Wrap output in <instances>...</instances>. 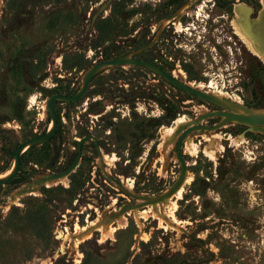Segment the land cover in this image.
Instances as JSON below:
<instances>
[{
	"label": "rangeland",
	"instance_id": "374dc122",
	"mask_svg": "<svg viewBox=\"0 0 264 264\" xmlns=\"http://www.w3.org/2000/svg\"><path fill=\"white\" fill-rule=\"evenodd\" d=\"M245 1L257 0H0V176L48 129L47 97L77 92L99 61L150 62L220 102L131 65L101 68L79 99L55 101L54 133L0 185V264H264V135L253 127L200 121L219 127L185 136L195 153L182 145L183 181L162 197L182 129L211 111L264 112V65L228 21ZM86 136L69 176L34 184Z\"/></svg>",
	"mask_w": 264,
	"mask_h": 264
},
{
	"label": "water",
	"instance_id": "95a60500",
	"mask_svg": "<svg viewBox=\"0 0 264 264\" xmlns=\"http://www.w3.org/2000/svg\"><path fill=\"white\" fill-rule=\"evenodd\" d=\"M120 65H131V66H138V67L148 69L149 71L155 73L158 77H160L161 79L166 81L172 87H174L180 91H183L184 93H186L188 95H191L193 97L207 101V102L212 103V104H217V105L220 104V102L218 100H216L213 96L208 95V94L204 93L203 91L196 89L195 87L188 86L187 84H185V83L177 80L176 78H174L171 74L165 73L159 67H157L156 65H154L150 62L140 60V59H135V58H126V57H118V58H114L111 60L99 61L97 63H94L86 71V73L84 74V76L82 78L81 86L77 92H75L74 94H71V95L52 94L46 99L45 109H46L48 118L50 120V124H51L50 129H47L42 134L34 135L32 137L24 139L18 145V147L15 149L13 156H12L13 165H12L11 171L6 177L0 179V185H5V184L9 183L12 179L15 178V176L18 173V169H19L20 156L25 149L32 147L34 145H38V144L46 141L54 133V131L56 129V117H55V113H54V109H53V103L55 101L73 103L74 101L79 99L84 94L90 79L93 77V75L97 71H99L101 68H104L107 66H120ZM211 117L221 118L222 120L220 121L219 125H222L224 123H229V122H236V123L241 124V125L253 127L254 129H256L257 131H259L260 133H262L264 135V129L262 128V127H264V112L263 113H256V114L242 115V114L234 113L233 111L227 109L225 111H211V112L205 113L204 115L199 116L190 124V126H188L185 129H182L181 133L179 134V136L176 139V142L174 145V155H175L176 160L179 163L180 171H179V175H178L176 181L168 189V191L164 195H162V197H166V196L174 193L175 190L180 186V184L183 181L184 174H185V164H184V160L182 158L183 139L185 138V136L187 134H189L195 130L212 131V130L217 129L219 127V125L206 127V126L199 123L200 121L207 119V118H211ZM87 139H90V137L89 136L83 137L78 142H76V145H75L76 155H75L73 161L65 169H63L62 171H59V172L47 174V175L41 177L40 179L35 180L34 184H40L43 182L53 181L56 179H61V178H65V177L69 176L71 174L72 170L74 169V167L76 166L79 158H80L81 145ZM94 147H95V151H96L97 155L100 157V151H99L95 141H94ZM23 192H27V191L23 190ZM162 197H158V199H160Z\"/></svg>",
	"mask_w": 264,
	"mask_h": 264
},
{
	"label": "crops",
	"instance_id": "0c3cea01",
	"mask_svg": "<svg viewBox=\"0 0 264 264\" xmlns=\"http://www.w3.org/2000/svg\"><path fill=\"white\" fill-rule=\"evenodd\" d=\"M255 16L244 3L230 6L229 25L232 33L242 42L248 52L264 65V0Z\"/></svg>",
	"mask_w": 264,
	"mask_h": 264
},
{
	"label": "bare ground",
	"instance_id": "6f19581e",
	"mask_svg": "<svg viewBox=\"0 0 264 264\" xmlns=\"http://www.w3.org/2000/svg\"><path fill=\"white\" fill-rule=\"evenodd\" d=\"M177 26V25H176ZM177 31H180V28L179 26H177ZM173 76V75H172ZM174 77V76H173ZM183 77V76H182ZM182 77H180V79L182 80ZM175 78V77H174ZM177 79V78H176ZM178 79V80H180ZM180 80V81H181ZM197 89V88H196ZM231 111H233L234 113H237V114H242V115H247V114H256V113H260V112H251V111H248V110H245L243 108H239V109H232ZM182 122V119H176V121H174V123L172 124L173 127H170V128H166V127H162L161 128V133H162V137H171L172 134H174V130L176 129V127L178 125H180L179 123ZM51 127V124L49 125L48 129H50ZM179 128V126H178ZM203 138V137H202ZM185 142V141H184ZM184 142H183V145H184ZM233 144H235V141L232 140L231 141ZM182 151H183V146H182ZM184 151L189 153V154H194L195 153V145L189 141V142H186L185 145H184ZM204 152V151H203ZM205 153V152H204ZM207 156V155H206ZM112 160V159H111ZM110 161V160H109ZM11 170H9V172H7L5 175L3 176H0V179L6 177L9 173H10ZM63 181V180H62ZM65 185V184H64ZM128 186L130 187L131 185L128 184ZM176 194V197L178 198L179 197V192L175 193ZM174 194V195H175ZM167 199V198H166Z\"/></svg>",
	"mask_w": 264,
	"mask_h": 264
},
{
	"label": "trees",
	"instance_id": "16d2710c",
	"mask_svg": "<svg viewBox=\"0 0 264 264\" xmlns=\"http://www.w3.org/2000/svg\"><path fill=\"white\" fill-rule=\"evenodd\" d=\"M244 3H246L248 6H250L252 8V15L255 16L256 13L258 12L260 5L258 3V0L256 1L255 5H251L250 3H248L247 1H245ZM76 145V143H75Z\"/></svg>",
	"mask_w": 264,
	"mask_h": 264
},
{
	"label": "flooded vegetation",
	"instance_id": "af4514ba",
	"mask_svg": "<svg viewBox=\"0 0 264 264\" xmlns=\"http://www.w3.org/2000/svg\"><path fill=\"white\" fill-rule=\"evenodd\" d=\"M258 3H259V0H258ZM62 95H63V94H62ZM48 97H49V96H48ZM48 97H47V98H48ZM53 104H54V103H53ZM53 109H54V107H53ZM54 113H55V111H54ZM55 117H56V115H55ZM48 119H49V118H48ZM49 121H50V120H49ZM83 143H84V142H83ZM83 143H82V144H83ZM75 155H76V154H75Z\"/></svg>",
	"mask_w": 264,
	"mask_h": 264
}]
</instances>
